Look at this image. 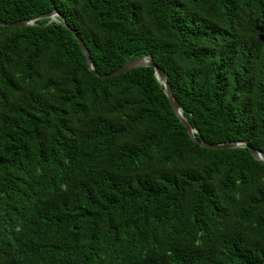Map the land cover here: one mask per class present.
Returning a JSON list of instances; mask_svg holds the SVG:
<instances>
[{"label":"trees","instance_id":"trees-1","mask_svg":"<svg viewBox=\"0 0 264 264\" xmlns=\"http://www.w3.org/2000/svg\"><path fill=\"white\" fill-rule=\"evenodd\" d=\"M55 11L0 25V264H264V0H0Z\"/></svg>","mask_w":264,"mask_h":264},{"label":"water","instance_id":"water-1","mask_svg":"<svg viewBox=\"0 0 264 264\" xmlns=\"http://www.w3.org/2000/svg\"><path fill=\"white\" fill-rule=\"evenodd\" d=\"M61 17L62 19H64L63 16H61L58 12H53L49 15H46V16H42V17H38V18H35L34 20L32 21H20V22H15V23H6V22H2L0 21V25L1 26H18V27H27L29 25H31L34 21H37V20H40V19H43V18H49L51 20H58V18ZM70 28V26H69ZM78 39H79V42H80V45H81V48L83 50V53L85 54L86 58H87V61L91 67V70H93V63H92V59L90 57V54H89V50L85 44V42L83 41V39L78 36ZM141 67H150V68H154L155 69V72H156V76L157 78L160 80V82L164 85L165 87V90H166V93L168 95V98L175 110V112L177 113L178 117L180 118V120L182 121V123L186 126L187 130H188V133L189 135L195 140L197 141V137H196V134H199V132L194 129L191 124L188 122V120L184 117L183 115V112H182V108L178 102V100L176 99L175 95H174V92H173V89L169 83V77L167 75V73L162 70L159 66H157L154 62V59L151 58V57H137V58H133V59H130L127 63H125L122 67H120L119 69L109 73V74H105V75H101L99 73H97L99 76H103L104 78H107V77H113V76H117L119 74H122V73H126L128 71H131L133 69H137V68H141ZM200 144L202 146H205V147H209V148H217V149H227V148H238V147H241V146H246V147H250L249 146V143L248 142H230V143H222V144H216V145H213V144H209L207 143L205 140H200ZM254 157L261 161V162H264V158H263V155L261 152H259L258 150H256L255 148H252L250 147Z\"/></svg>","mask_w":264,"mask_h":264}]
</instances>
